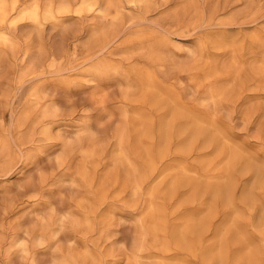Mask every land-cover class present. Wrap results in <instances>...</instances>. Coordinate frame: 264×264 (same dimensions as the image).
I'll return each mask as SVG.
<instances>
[{
	"label": "rangeland",
	"instance_id": "374dc122",
	"mask_svg": "<svg viewBox=\"0 0 264 264\" xmlns=\"http://www.w3.org/2000/svg\"><path fill=\"white\" fill-rule=\"evenodd\" d=\"M85 1L6 0L0 264H264V0Z\"/></svg>",
	"mask_w": 264,
	"mask_h": 264
},
{
	"label": "bare ground",
	"instance_id": "6f19581e",
	"mask_svg": "<svg viewBox=\"0 0 264 264\" xmlns=\"http://www.w3.org/2000/svg\"><path fill=\"white\" fill-rule=\"evenodd\" d=\"M85 3L86 4H89V6H92V3L90 2V0H86ZM6 14H7L6 0H0V21H2L5 18ZM31 16L34 17V18H38V16H39V10L35 9L31 13ZM201 130L202 129L199 128V126L195 125L194 127L189 128L187 131H190L191 133L198 134V133H201ZM170 131L171 130L169 128H166V129L163 130V136H164V138H165L166 135H169ZM184 136H185V134H184ZM233 157H237V156L234 155ZM157 172H158V170H157ZM190 183H191V181H190ZM216 187H217L216 189H218L219 191H222V187L221 186H216ZM195 226H197V225H195ZM194 230H195V227L192 228L190 226L187 227V226H184V225H180L178 227V229H177V232H178L177 234H178V237H179L181 243L188 244L189 243V234L191 232H193ZM211 252L213 253L214 260H216L217 262H222L224 260V258H225V249L224 248L218 247V246H217V248L216 247H213L212 250H211Z\"/></svg>",
	"mask_w": 264,
	"mask_h": 264
}]
</instances>
